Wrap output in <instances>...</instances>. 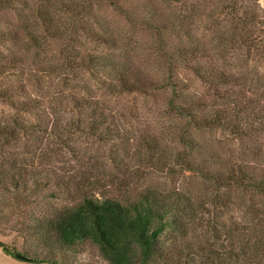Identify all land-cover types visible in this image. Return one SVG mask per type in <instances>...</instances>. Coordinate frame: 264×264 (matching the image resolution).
Returning a JSON list of instances; mask_svg holds the SVG:
<instances>
[{
    "label": "trees",
    "instance_id": "16d2710c",
    "mask_svg": "<svg viewBox=\"0 0 264 264\" xmlns=\"http://www.w3.org/2000/svg\"><path fill=\"white\" fill-rule=\"evenodd\" d=\"M217 9L220 13L203 15L189 0H0V50L6 49L0 52V100L16 112L0 125V223L16 215L14 230L37 243L49 261L90 241L108 264H264V169L247 159L251 154L254 160L257 151L248 150L240 161H221L213 147L195 137L222 130L242 141L259 133L252 102L241 89L223 93L233 83L207 63L211 50L195 29L199 18L230 15L242 40L258 19L227 1ZM53 42L58 47L50 54ZM179 70L192 72L222 105L209 109L203 97L187 93ZM83 73L98 87L80 81ZM52 75L71 87L66 100L73 117L65 125L51 123L46 100L30 90ZM156 93L167 95L164 105L184 124L176 140L185 150L172 160L156 133L139 137L131 153L129 140L112 122L107 98L150 101ZM76 134L110 145L113 161H126L125 153L156 168L160 161H175L173 174H197L211 187L200 197L188 190L165 195L148 188L126 200L98 199L92 193L100 186L97 169L77 173L60 158L69 154L86 161L73 145ZM39 135L45 139L37 140L35 151L28 153L24 145L22 155L5 152L20 137ZM62 196L70 203H50ZM40 207L48 214H37ZM193 233L198 245L171 249L164 241L166 235L185 241ZM222 240L226 247H216ZM0 248L13 255L8 246L0 243ZM38 258L30 260L41 262Z\"/></svg>",
    "mask_w": 264,
    "mask_h": 264
},
{
    "label": "rangeland",
    "instance_id": "374dc122",
    "mask_svg": "<svg viewBox=\"0 0 264 264\" xmlns=\"http://www.w3.org/2000/svg\"><path fill=\"white\" fill-rule=\"evenodd\" d=\"M189 1L190 4H198L203 15L206 12L211 13L213 9L220 13L217 7L227 1V3H233L241 8L244 16L246 13L247 16L255 15L258 19V24L250 26L246 30V34L242 36V40L239 38L240 31L237 30V25L235 21H232L233 17L230 15L220 16L217 14V19L204 20V18H199L195 22L198 38L211 50L212 58L207 63L226 73L233 83L224 88L223 93L226 90L238 91L241 89L246 94L247 99L252 102L256 111L255 114L259 116L256 117L258 122L255 124V128L259 132L258 136L254 137L252 133L250 134L253 137L251 140L241 141L222 130L213 132L205 130L196 132L195 137L200 142L208 144L211 148L213 147L221 161H240L242 157L246 158L248 152L252 149L254 151L255 148L257 156L253 160L250 154L247 155V159L251 161L252 165L255 163L254 165L258 166L259 169H264V0ZM205 7L208 9L204 10ZM0 28H3V26H0ZM262 38L263 40H261ZM57 47L58 44L53 42L47 50L50 54H53ZM1 51L6 52V49H1ZM178 72L187 93L196 97H203L209 109L222 105V103L215 100L214 92L200 82L192 72L187 70H179ZM94 80L95 78L92 75L83 73L80 81L96 88L98 86L94 84ZM71 82L76 83L75 81ZM69 88L71 87L65 85L63 79L58 75L46 76L39 84L31 86L30 90L34 98L42 97L46 100L45 106L49 108L47 118L50 122L52 121L51 123L59 121L60 124L65 125L72 119L73 115L69 112V102L66 100L67 95L70 93ZM166 99L167 95L160 93H156L154 98L149 99L150 101L139 96H121L117 98L111 96L107 98L112 109V122L115 127L119 128V135L129 140L130 146L135 147L138 144L139 137L156 133L163 140L165 155L168 156L169 160H172L176 152L185 150L184 146L179 145L176 140L179 127L184 126V124L177 120L173 112L171 113L169 108L164 105ZM123 106H125V110H120ZM131 108L134 112L130 111ZM125 111L127 115H124ZM14 116H16V112L0 100V125ZM38 139L44 140L45 138L40 135L20 137V142H12L11 146L5 149V152H19L22 155L24 145L28 153L33 152L38 147ZM72 140L74 147H77L80 151V157L86 161H74L69 154H63L60 158L67 163L64 165L65 168L73 171L78 170L77 173L80 170L83 172L92 170L94 172L97 169L95 173L101 176L100 186L92 193L98 199L109 197L126 200L136 192L148 188L155 189L165 195L188 190L189 193H194L195 196L200 197L202 191L211 187L210 184L203 182L197 174L188 172L173 174L172 172H175L173 166L175 161H160L156 168V166L149 165L146 161H134L127 153L124 154L126 161H113L112 154H110V145H101L96 140L87 138L86 135L76 134ZM133 147L131 146V153L134 152ZM5 156L8 157L7 154ZM117 157L119 158V153ZM163 165L169 167L170 170L161 168ZM91 175L93 173H88L86 176L90 177ZM70 199V197L62 196L60 200H52L50 203L54 207H61L69 204ZM47 210L49 209L46 207H40L36 213L45 216L48 214ZM227 219L228 215L223 221ZM16 220L17 216L10 214L6 222L0 223V243L8 246L13 251V255H10L0 248V264H108L102 258L98 247L90 241L78 244L76 250L68 252L64 259L50 260L51 262L45 260L46 252L39 250L40 246L38 247L37 243L23 239L14 230ZM238 220L243 219L238 217ZM199 232L201 230L197 233L199 234ZM195 235L193 233L191 238L189 236L185 241L183 239L170 240L171 238L166 235L164 241L171 249L181 247L184 243L198 245L201 240L197 239V235ZM216 247L225 248L226 243H223L222 240V242L216 244ZM17 254L23 256L28 254L27 258L29 260L18 259ZM34 257H41L38 258L41 262L36 263L30 260Z\"/></svg>",
    "mask_w": 264,
    "mask_h": 264
},
{
    "label": "water",
    "instance_id": "95a60500",
    "mask_svg": "<svg viewBox=\"0 0 264 264\" xmlns=\"http://www.w3.org/2000/svg\"><path fill=\"white\" fill-rule=\"evenodd\" d=\"M16 257L18 259H21V260H24V261H28L29 260L28 258H26V257H24L23 255H20V254H17Z\"/></svg>",
    "mask_w": 264,
    "mask_h": 264
}]
</instances>
